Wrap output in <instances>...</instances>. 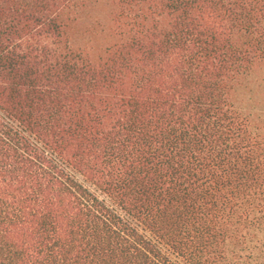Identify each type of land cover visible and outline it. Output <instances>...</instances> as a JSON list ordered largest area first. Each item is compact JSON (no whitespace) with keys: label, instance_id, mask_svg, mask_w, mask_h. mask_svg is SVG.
Returning a JSON list of instances; mask_svg holds the SVG:
<instances>
[{"label":"trees","instance_id":"trees-1","mask_svg":"<svg viewBox=\"0 0 264 264\" xmlns=\"http://www.w3.org/2000/svg\"><path fill=\"white\" fill-rule=\"evenodd\" d=\"M253 75L264 0H0V264H264Z\"/></svg>","mask_w":264,"mask_h":264},{"label":"rangeland","instance_id":"rangeland-1","mask_svg":"<svg viewBox=\"0 0 264 264\" xmlns=\"http://www.w3.org/2000/svg\"><path fill=\"white\" fill-rule=\"evenodd\" d=\"M106 16L107 12L102 3L90 7L72 31L74 45L103 52L109 45V39L96 20L104 23ZM260 78L261 76L253 75L236 93L237 106L251 115L264 114V84H261Z\"/></svg>","mask_w":264,"mask_h":264}]
</instances>
